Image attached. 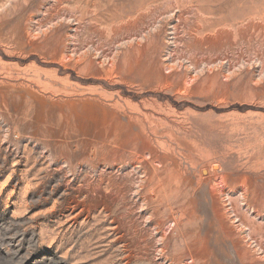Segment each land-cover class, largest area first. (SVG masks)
<instances>
[{
    "label": "rangeland",
    "instance_id": "rangeland-1",
    "mask_svg": "<svg viewBox=\"0 0 264 264\" xmlns=\"http://www.w3.org/2000/svg\"><path fill=\"white\" fill-rule=\"evenodd\" d=\"M0 264H264V0H0Z\"/></svg>",
    "mask_w": 264,
    "mask_h": 264
}]
</instances>
